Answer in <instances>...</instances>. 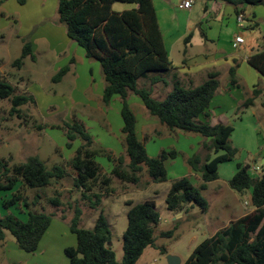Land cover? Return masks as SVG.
I'll return each mask as SVG.
<instances>
[{
    "label": "trees",
    "instance_id": "1",
    "mask_svg": "<svg viewBox=\"0 0 264 264\" xmlns=\"http://www.w3.org/2000/svg\"><path fill=\"white\" fill-rule=\"evenodd\" d=\"M8 0H0V5ZM20 5L25 0H17ZM58 23L65 28L66 37L83 50L87 60L97 62L104 80L101 101L109 106L114 97L120 99V117L124 152L113 158L112 152L95 144L84 125L78 121L62 122L60 128L65 131L66 148L71 149L74 142L79 146L66 166L54 165L47 169L38 157H30L24 163L8 167L0 160L1 193H12V197L3 200L5 207L23 202L29 203L21 196L20 189L41 190L51 185L52 181H62L73 173L72 186L83 201L89 202L92 208L100 205L104 196L115 192L114 183L121 187H139L142 176L147 180L142 188L150 184L167 181L165 162L174 160L179 153L174 150H162L157 157H150L144 144L136 133V117L128 99L136 96L148 114L157 123L170 132L181 131L198 135L207 140L202 148L207 150L205 157L194 155L185 159L186 165L200 174L202 184L194 186L184 177L172 182L166 197V209L179 213L191 205H196L204 213L208 209L201 191L208 183L218 178V167L235 159L237 150L230 144L234 131L231 125L218 124L210 126L197 122L198 117H208L207 109L215 96L219 83L217 74L208 75L200 86L187 89L175 83L172 91L161 101L152 97L150 88L139 89L137 82L150 73L165 74L172 69V61L163 44V38L157 23L152 0H56ZM233 7L264 6V0H209ZM135 5L133 9L122 12L113 11L114 4ZM237 15H240L238 13ZM29 57L35 60L30 42H24L21 55L12 63V67L21 69L23 60ZM248 65L258 74L264 76V46L252 51ZM69 66L58 71L54 83L68 73ZM158 80V79H157ZM156 80L151 82V86ZM229 83L237 88L235 70L229 71ZM246 99L241 109L249 108L256 99ZM0 100L11 104L10 116L22 119L20 108L28 103L34 104V98L26 94L15 95L14 87L0 79ZM41 127V126H40ZM39 127V129H41ZM222 153V154H219ZM214 154L215 157H211ZM104 158L111 167L109 171L97 162ZM262 175L251 181L246 167L237 164L235 175L229 180V188L236 193L250 190V205L254 211L227 227L217 231L212 237L200 243L183 264H264V164H261ZM19 190H15L16 184ZM37 198V196H36ZM49 204L59 207L57 198H51ZM128 208L127 227L123 233V257L116 261L115 253L110 247L111 232L106 218L99 214L92 229L79 228L80 211L76 210L70 225V231L76 238L75 247L64 249L69 264H137L145 249L155 246V228L160 222V215L154 201L134 204L125 203ZM52 218L44 213L28 212L25 222L8 215L0 218V241L5 239V231L15 239L20 251L34 253L41 239L49 228ZM173 231L159 234L160 238H172ZM165 254V250L161 249Z\"/></svg>",
    "mask_w": 264,
    "mask_h": 264
},
{
    "label": "rangeland",
    "instance_id": "2",
    "mask_svg": "<svg viewBox=\"0 0 264 264\" xmlns=\"http://www.w3.org/2000/svg\"><path fill=\"white\" fill-rule=\"evenodd\" d=\"M119 6L122 5L115 4V8ZM200 9L201 7L199 8L197 5L194 7L196 15L193 18L208 20L207 23L213 25V13L208 12L202 17V13L198 11ZM229 33L231 34L229 29L223 26L221 37H226ZM243 36L246 37V33H243ZM27 41L35 45L33 46L35 60L32 61L26 57L23 60L22 68L16 69L12 67V63L20 57L22 46ZM257 43L261 45V36L257 38ZM72 45L83 52L74 42L67 39L65 28L58 23L56 0H25L23 5H20L17 0H10L4 7L0 6V79L14 87L15 95L26 94L32 96L35 101L34 104L28 103L20 108L22 119H18L16 115L10 116L9 114L10 101L0 100V160L8 167L22 164L30 157H38L44 162L47 169L54 165L66 166V162L79 146V141L74 142L71 149L66 148L65 131L60 128L62 122L78 121L82 123L95 144L110 149L113 152V158L123 154V139L120 133V126H122L120 102L112 100L110 109L104 105L108 108L105 109L103 103L97 99L99 93L97 91L95 93L93 88L81 92V88H86L84 86L90 83V74L86 67L96 68V73L102 78L99 64L87 59H84L83 63L77 60L74 64L75 77L68 73L59 83H52V78L57 71L56 65L63 63L65 58L61 55L70 52L69 47L72 48ZM257 47L255 50L258 49ZM72 64L69 63V66L74 72ZM77 86L78 91L76 90ZM133 96L130 95L129 98ZM87 97L95 99L92 102ZM131 98L128 99V103L136 117L140 137L147 132L164 133L168 131L166 127L150 121L157 122L150 115L148 118L146 110L139 108L135 102L131 101ZM226 98L229 99L227 96ZM139 102L143 106L140 100ZM261 104L264 107V99ZM85 106L86 108L83 109ZM238 110L239 107L234 108L231 116L229 115V124L234 129L229 141L231 146L237 150V154L233 161L219 165L217 180L208 183L205 190L201 191L202 197L208 204V209L204 213L198 206L191 205L186 211L173 214L172 216H182L178 221H175L166 209V189L170 186V180L186 174L185 168L188 166L185 165L184 153L189 158L197 154L202 157L207 154V150L202 147L203 154H199L200 147L195 138L202 140V137L173 131L174 134L171 137L159 139L155 145L150 140L142 142L144 147L148 145V155L153 154L152 149H157V145L168 147L167 150L173 149V145L174 149L181 151L177 157L180 165L177 163L176 165L179 166L173 170L168 166L167 182L150 184L147 188H142V184L147 180L145 174L142 176V184L139 187L123 188L116 182L113 185L115 192L104 196L100 205L92 208L89 202L83 201L80 193L73 188V173L69 171L68 178L58 182L52 181L51 185L41 190L20 189V184H16L13 192L20 189L21 196L26 199L30 208H27L23 202L8 208L5 207L3 200L10 199L12 193H1L0 218L11 215L17 220L25 222L29 211L44 213L51 216L53 228H58V231L62 225L70 227L75 212L78 210L80 211L79 228L90 230L99 214H102L106 218L111 232L110 247L115 253L116 261L121 262L123 257L122 237L127 227L128 208L125 203L131 201L134 204H139L152 200L160 215V222L157 226L160 231L156 230V234L158 235L161 231H173L174 234L172 238H158L155 235V245L158 247L147 248L140 264H166L168 255L176 256L184 263L194 249L216 231L236 221L242 212L247 211L246 214H250V190L233 193L228 182L235 175L237 164L246 167L251 181H256L261 177V164L264 160V146H262L264 140L262 138L264 136H262L260 126L252 114L253 109L249 107ZM103 111L109 114V121L107 120L108 114ZM88 114L91 115V118L87 116ZM195 145L198 146L191 152L189 149ZM211 157L213 158L215 155L213 154ZM97 162L106 171L110 170L107 166L110 163L104 158H97ZM5 178L1 176L0 172V181H4ZM189 179L198 188L202 184L198 177L191 176ZM154 191L158 193L155 194ZM51 198H57L60 206L54 207L49 204ZM50 247L52 248L53 244ZM161 249H165L167 254L166 252L162 254ZM42 260L46 262V256L41 257L39 251L30 254L20 251L15 239L5 231V239L0 241V264H33Z\"/></svg>",
    "mask_w": 264,
    "mask_h": 264
},
{
    "label": "crops",
    "instance_id": "3",
    "mask_svg": "<svg viewBox=\"0 0 264 264\" xmlns=\"http://www.w3.org/2000/svg\"><path fill=\"white\" fill-rule=\"evenodd\" d=\"M9 1L10 0L4 2L0 6L4 7ZM182 1L183 0H152L155 8L157 23L163 38V44L168 53L169 59L172 61L173 67L172 69H170L169 72L165 74H155V73L148 74L145 78L138 80L137 87L139 89L150 88L152 91V97L156 100L161 101L172 91L175 83H179L184 88L192 89L203 84L207 80L209 74L215 73L217 74L219 87L207 109L208 117L200 116L198 117L197 122L206 123L210 126H214L218 124L230 125L229 115L231 116L232 110L234 108L241 107L243 102L246 99L253 97V93L256 91L257 97L254 100L253 105L251 106V108L253 109L252 114L260 126V132L262 136H264V107L261 106L262 99H264V76L258 74L254 69H252L248 65L247 62L248 57L250 56L252 51L255 50L257 46H258L257 48L264 46V6L244 5L238 7V9L235 10L233 7L220 2H213L209 0H194L189 10H182L179 9V5ZM121 5L122 6L115 8V4H114L112 7L113 11L122 12L136 7L135 5H128V4H121ZM196 5L199 8L201 7V9L198 11L202 13V17L205 16L208 12L213 13V18H214L213 25L207 23L208 20H203L201 18L197 20L193 18L194 15H196V13H194V7ZM238 13H240V15L243 17V29L239 28L237 23ZM223 26H226L229 29V32H231V34L229 33L226 37H221ZM243 33H246V37L243 36ZM236 36L243 37L244 39L243 45H239L236 47L233 46L234 38ZM259 36L262 37L261 45L257 43V38ZM33 46L35 45H32L34 52ZM69 48H70V52L63 53L61 55V57L65 56V58L62 61L63 63L56 65L57 66L56 68L57 71L55 72L56 74L63 67L69 66V63L71 64L73 63L72 65L74 66L77 60L78 62L83 63L84 59H86L84 53L77 50L75 46L72 45V48L71 47ZM71 69L72 68L69 66L68 73H71L72 77H75V73H76L75 66L73 67L74 72ZM86 69H88V73L90 74L89 76L90 83H87V85L84 86L86 88H81V92L83 93V91L85 90L88 91L90 88H93V91L95 93L96 91L97 93H99L97 99H99L100 102L102 103L101 96L104 88L103 77L101 78V76H99L98 73H96L97 69L94 67L89 66L86 67ZM231 69L235 70L236 79L238 82L237 88L231 87L229 83V71ZM54 77L55 76H53V78ZM153 80H156V83L151 86V82ZM76 90L78 91V86ZM226 96L229 99H227ZM134 98L136 100H133ZM87 99L92 100L93 102L95 98L92 99V97H87ZM113 100H118L120 102V99L118 97H114ZM131 101L135 102L139 108L145 109L143 108V106H141L137 97L133 96L131 98ZM110 106L111 103L108 106V108ZM103 107L105 109H108L104 105ZM85 108L86 106L83 109ZM103 112L106 113L105 111ZM146 113L148 112L146 111ZM87 116L91 118L90 114H88ZM148 118H149V114H148ZM107 120L109 121V114ZM150 121H154L155 124L158 125V123L155 120H150ZM121 127L122 126H120V129ZM136 133L141 142L150 140L151 142L154 143V145L157 141H159V139H167L174 134L169 130L164 133L154 131L151 133L147 132L144 136L140 137L138 133L137 122H136ZM195 139L198 141V145L200 147L199 154L202 155L203 154V151H201L202 144L205 142L208 143V141L205 139L202 140L198 138ZM262 140H264V138H262ZM198 145H195L194 147L191 146L192 148L189 150L193 152L194 148L197 147ZM147 146L148 145H145L146 152H148L147 150H149ZM174 147L175 146L172 145L173 149ZM167 148L168 147H163V145H157V149L156 148L155 150L152 149L153 154L152 155L149 154V155L151 157L152 156L157 157L162 150L167 151ZM107 150L112 152L110 149ZM174 150H176V148ZM176 151L179 152V154H181V151L179 150ZM205 156L206 154L203 157ZM184 158L187 159L189 158V156H187L186 153H184ZM178 159L179 158L166 161L165 162L166 170L168 169V166H170L171 170L178 167L180 165ZM177 163L179 165H176ZM107 166L108 168L111 167V165L109 164ZM185 172H186L185 175L177 179L184 177L189 179L191 176H195L201 179L200 174L194 172L189 167L185 168ZM177 179L170 180V186L172 182ZM167 181H168V173H167ZM170 186L168 187V189H166V194ZM154 192L155 194L158 193L157 191ZM232 192L234 193V191ZM249 202H250V194H249ZM253 211L254 208L251 207L249 212L251 213ZM169 213L171 214V217L175 221L176 220L178 221L182 217V216H172L175 213L172 212ZM246 213L247 211L245 213L242 212L237 219L246 216L247 215ZM57 229L58 228H53V221H52L49 228L45 232L43 238L41 239L38 249L36 250L39 251L41 257H44V255L46 256V262L42 260L35 262L33 264H69L68 259L64 255V249L67 247H75L76 238L71 233L69 228L64 225L60 226L58 231ZM156 230L158 231L160 230L157 227L155 228V235L157 237L159 236L160 233L164 232L161 231L157 235ZM214 234H212V236ZM51 244H53L52 248L50 247ZM154 247H158V246L155 245ZM142 256L140 257L137 264L141 263ZM181 264L183 263L181 262Z\"/></svg>",
    "mask_w": 264,
    "mask_h": 264
},
{
    "label": "built area",
    "instance_id": "4",
    "mask_svg": "<svg viewBox=\"0 0 264 264\" xmlns=\"http://www.w3.org/2000/svg\"><path fill=\"white\" fill-rule=\"evenodd\" d=\"M194 0H183L180 5H179V9L182 10H189L193 4ZM237 23L239 28L243 29V17L241 15L237 16ZM244 44V39L242 36H236L234 38V47L239 46V45H243ZM255 169V168H253Z\"/></svg>",
    "mask_w": 264,
    "mask_h": 264
},
{
    "label": "water",
    "instance_id": "5",
    "mask_svg": "<svg viewBox=\"0 0 264 264\" xmlns=\"http://www.w3.org/2000/svg\"><path fill=\"white\" fill-rule=\"evenodd\" d=\"M262 164H264V160H262ZM166 264H181V261L176 256L168 255L166 257Z\"/></svg>",
    "mask_w": 264,
    "mask_h": 264
}]
</instances>
